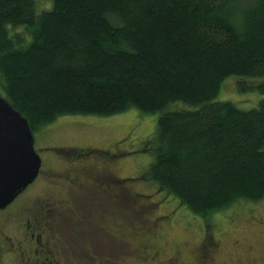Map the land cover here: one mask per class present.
Instances as JSON below:
<instances>
[{
  "label": "trees",
  "instance_id": "16d2710c",
  "mask_svg": "<svg viewBox=\"0 0 264 264\" xmlns=\"http://www.w3.org/2000/svg\"><path fill=\"white\" fill-rule=\"evenodd\" d=\"M230 76L259 79L256 108L215 101ZM0 91L33 134L158 113L142 181L203 219L264 201V0H0Z\"/></svg>",
  "mask_w": 264,
  "mask_h": 264
},
{
  "label": "flooded vegetation",
  "instance_id": "af4514ba",
  "mask_svg": "<svg viewBox=\"0 0 264 264\" xmlns=\"http://www.w3.org/2000/svg\"><path fill=\"white\" fill-rule=\"evenodd\" d=\"M69 150L80 160L76 166L67 162L66 179L46 180L43 194L31 197L27 192L39 179L37 176L12 203L0 210V264L4 257H10L13 264L18 257L23 264H112V261L128 264L133 260L142 264H185L179 246L164 259L167 256L163 249L164 232L151 217L131 208L134 199L123 204L126 194L133 195V186L126 184L131 179L116 175L113 168L116 162L123 161L118 160L125 157L124 151L114 144ZM99 157L105 162H99ZM175 214L174 208L168 212L167 226ZM48 217L50 221L46 222ZM218 250L219 243L203 236L193 249L190 263L211 264Z\"/></svg>",
  "mask_w": 264,
  "mask_h": 264
},
{
  "label": "rangeland",
  "instance_id": "374dc122",
  "mask_svg": "<svg viewBox=\"0 0 264 264\" xmlns=\"http://www.w3.org/2000/svg\"><path fill=\"white\" fill-rule=\"evenodd\" d=\"M39 2L43 5L48 4V0H39ZM256 81L259 79L230 76L221 84L215 101L230 102L242 111L254 109L262 95L256 90L240 91L238 85ZM0 95H2L1 91ZM167 109L168 111L187 110L191 107L176 102ZM158 116V113H143L136 108H131L113 116L65 115L59 117L54 123L33 134L34 150L40 157L41 167L39 179L27 194L31 197L42 195L47 187L46 180L66 179L64 170L67 164L76 163L74 165L76 166L80 160L69 149L85 146L103 148L114 144L126 155L118 160H123L122 162L114 164L113 169L121 178L131 179L126 184L133 186V195L126 194L123 204L127 205L134 199L131 208L151 217L164 232L163 249L167 254V256L164 255V259L168 258L172 249L179 246L182 248V261L190 264L193 260V249L198 246L203 236H207L215 243H219V250L211 264H250L251 261H255L254 264H264V201H239L203 219L179 205L172 196L161 192L154 183L140 179L152 160L149 153L141 150L145 148V143L154 133ZM52 149H62V152L57 153ZM99 162L105 161L99 157ZM99 191L102 192L100 189ZM103 192L108 191L103 190ZM172 208L175 209L176 214L171 219L170 226H167L166 216ZM81 210L89 212L86 208ZM124 211L126 209L123 208ZM135 216L136 214L132 219H135ZM144 220L146 221V218ZM49 221L50 217L46 222ZM51 249L53 250V247ZM14 253L17 254L16 251ZM9 258L4 257L2 264H13ZM259 258H262V261ZM16 264H23L20 257Z\"/></svg>",
  "mask_w": 264,
  "mask_h": 264
},
{
  "label": "water",
  "instance_id": "95a60500",
  "mask_svg": "<svg viewBox=\"0 0 264 264\" xmlns=\"http://www.w3.org/2000/svg\"><path fill=\"white\" fill-rule=\"evenodd\" d=\"M40 167L27 120L0 96V210L35 181Z\"/></svg>",
  "mask_w": 264,
  "mask_h": 264
}]
</instances>
